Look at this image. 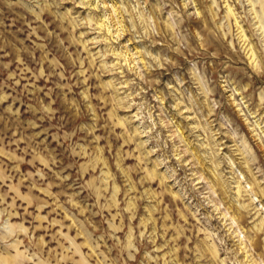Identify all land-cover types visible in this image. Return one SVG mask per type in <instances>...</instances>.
Here are the masks:
<instances>
[{
	"label": "rangeland",
	"instance_id": "374dc122",
	"mask_svg": "<svg viewBox=\"0 0 264 264\" xmlns=\"http://www.w3.org/2000/svg\"><path fill=\"white\" fill-rule=\"evenodd\" d=\"M0 264H264V0H0Z\"/></svg>",
	"mask_w": 264,
	"mask_h": 264
}]
</instances>
